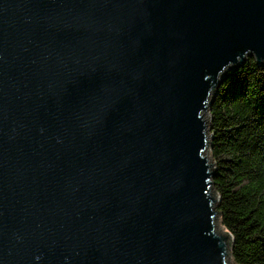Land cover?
I'll return each instance as SVG.
<instances>
[{"label":"water","instance_id":"1","mask_svg":"<svg viewBox=\"0 0 264 264\" xmlns=\"http://www.w3.org/2000/svg\"><path fill=\"white\" fill-rule=\"evenodd\" d=\"M248 57L264 0H0V264H228L202 112Z\"/></svg>","mask_w":264,"mask_h":264},{"label":"trees","instance_id":"2","mask_svg":"<svg viewBox=\"0 0 264 264\" xmlns=\"http://www.w3.org/2000/svg\"><path fill=\"white\" fill-rule=\"evenodd\" d=\"M209 114L212 186L233 264H264V65L228 71Z\"/></svg>","mask_w":264,"mask_h":264},{"label":"rangeland","instance_id":"3","mask_svg":"<svg viewBox=\"0 0 264 264\" xmlns=\"http://www.w3.org/2000/svg\"><path fill=\"white\" fill-rule=\"evenodd\" d=\"M253 58V57H252ZM222 83V82H221ZM221 85V84H220ZM217 93L215 92V90L213 92H211L210 96H209V99L208 100H214L215 97H216ZM202 116H203V119L205 120V124H206V130H207V147L206 149L204 150L203 152V155L206 156V158L209 160L210 163H212L211 161V157H210V147H209V144H210V139H211V136L212 134L210 133V130H209V124H210V120H211V117H210V114H209V109L207 108L205 111L202 112ZM207 153V154H206ZM216 195V193H215ZM216 198H217V201H215L214 205L216 206L217 202H218V197L216 195ZM214 223H215V228L217 229V232L218 233H223V231H225L219 224V219H218V216H216V219L214 220ZM230 242H231V238L229 237V248H228V254L225 255V258H227V262L228 264H233L232 260H231V256H230V253H229V249H230Z\"/></svg>","mask_w":264,"mask_h":264}]
</instances>
